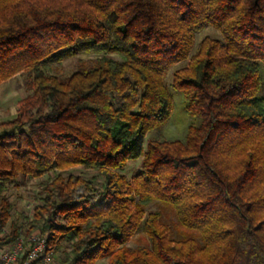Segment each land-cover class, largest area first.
<instances>
[{
    "label": "trees",
    "instance_id": "trees-1",
    "mask_svg": "<svg viewBox=\"0 0 264 264\" xmlns=\"http://www.w3.org/2000/svg\"><path fill=\"white\" fill-rule=\"evenodd\" d=\"M208 26L222 38L196 47ZM80 55L95 57L48 73ZM181 63L172 88L200 123L144 146L172 114L165 77ZM263 69L264 0H0V83L32 74L0 123V250L38 233L63 264H264ZM139 158L131 181L117 171ZM75 166L104 181L65 177ZM49 171L32 218L18 214L8 184ZM153 202L196 236L173 239ZM139 230L150 244L130 250Z\"/></svg>",
    "mask_w": 264,
    "mask_h": 264
},
{
    "label": "rangeland",
    "instance_id": "rangeland-1",
    "mask_svg": "<svg viewBox=\"0 0 264 264\" xmlns=\"http://www.w3.org/2000/svg\"><path fill=\"white\" fill-rule=\"evenodd\" d=\"M206 36L221 39L222 36L218 30L212 26L206 27L196 36V47L198 43ZM94 55H80L78 57L63 61L58 65L52 66L48 73L56 75L59 78L66 79L74 72L78 71L81 66L90 64ZM185 63L173 66L165 77V84L169 90L173 101L172 114L169 120L160 128L150 131L145 138V145L151 139L157 140H184L190 125H198L199 119L192 117L191 113L186 108V100L184 93L172 88L173 73L176 69L182 67ZM31 72L25 71L17 74L15 77L0 83V123L13 119L17 116L21 102L28 95L32 94L31 88ZM264 76V69H263ZM264 94L263 90L261 95ZM263 96V95H262ZM142 170V158L130 160L126 166L117 170L124 175L127 180L131 181L133 177ZM55 171H49L41 177L18 176L14 182L8 184L6 194L15 205V210L18 214H24L27 218H32L35 206L40 203L42 196V183L50 178H53ZM65 177L70 175L82 176L86 178H96L99 182L104 181V175L98 170L85 168L82 166L71 167L63 172ZM159 210L161 212L162 222L169 225L171 229V237L179 239L187 235L196 236L195 231H189L184 228L176 217L172 207L161 202H153L147 211ZM28 225L23 229L27 230ZM8 229V228H7ZM150 244L149 238L143 230H139L127 243L130 250L138 246H146ZM68 247L64 245L63 251H68ZM65 258L64 252H56L54 255L53 264H63ZM94 264H108V258L103 257L97 260Z\"/></svg>",
    "mask_w": 264,
    "mask_h": 264
},
{
    "label": "built area",
    "instance_id": "built-area-1",
    "mask_svg": "<svg viewBox=\"0 0 264 264\" xmlns=\"http://www.w3.org/2000/svg\"><path fill=\"white\" fill-rule=\"evenodd\" d=\"M53 261L47 238L38 233L21 236L0 250V264H53Z\"/></svg>",
    "mask_w": 264,
    "mask_h": 264
}]
</instances>
